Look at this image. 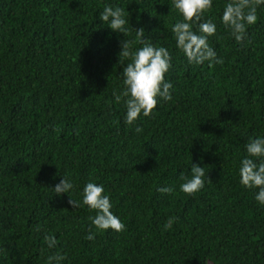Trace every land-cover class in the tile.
<instances>
[{
	"label": "trees",
	"instance_id": "trees-1",
	"mask_svg": "<svg viewBox=\"0 0 264 264\" xmlns=\"http://www.w3.org/2000/svg\"><path fill=\"white\" fill-rule=\"evenodd\" d=\"M226 2L203 17L223 59L209 67L176 48L172 0H0V264L57 252L59 264H264V205L239 182L246 144L264 137V5L241 44L221 23ZM106 5L124 8L129 34L99 19ZM140 27L171 54L172 99L130 126L113 91L130 62L121 41ZM192 163L206 175L188 196L179 186ZM62 177L73 188L57 195ZM88 182L103 186L123 231H100L94 210L68 204Z\"/></svg>",
	"mask_w": 264,
	"mask_h": 264
},
{
	"label": "clouds",
	"instance_id": "clouds-1",
	"mask_svg": "<svg viewBox=\"0 0 264 264\" xmlns=\"http://www.w3.org/2000/svg\"><path fill=\"white\" fill-rule=\"evenodd\" d=\"M264 5V0H227L221 16V23L237 43H243L247 36V27L257 22V7ZM172 7L181 19L177 20L172 27L171 33L175 39L176 48L183 53L189 64H202L209 62V67L222 64L223 59L218 58L216 52L208 43V38L216 34V25L211 19L203 17L213 7V0H172ZM99 19L111 30L129 34V28L125 27L128 19H125V10L122 7L106 5L99 14ZM195 27V31H194ZM140 44L141 47L134 50L133 46ZM119 58L130 62L122 70V90L113 91L115 102L126 107L125 123L133 125L140 115L148 117L156 109L159 100L165 102L172 99L171 90L173 85L165 80V74L171 68V54L166 47H156L150 39L145 38L144 28L135 29V39L121 41ZM137 126L136 133L142 132ZM247 156L241 160L239 168L240 184L248 189H258L255 200L264 205V137L250 138L246 144ZM253 158H257L254 160ZM206 173L203 167L192 163L191 177L181 175L180 191L188 196H193L204 187ZM210 180V179H209ZM73 183L66 177L57 183L53 189L57 195L69 193ZM158 192L171 194V187L157 188ZM68 204L73 208L87 206L94 210L96 215L90 216L92 225L100 231L109 229L121 232L125 225L119 217L111 212L112 204L104 188L100 184L88 182L82 190V201L72 198ZM177 217H169L164 224V229L172 228ZM94 239V234L89 231L85 237ZM44 241L49 248L57 244L52 235H45ZM66 256L57 252L47 257V264L53 261L59 264Z\"/></svg>",
	"mask_w": 264,
	"mask_h": 264
}]
</instances>
